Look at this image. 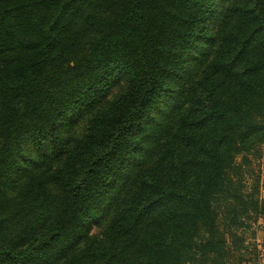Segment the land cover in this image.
Returning <instances> with one entry per match:
<instances>
[{
	"label": "trees",
	"instance_id": "trees-1",
	"mask_svg": "<svg viewBox=\"0 0 264 264\" xmlns=\"http://www.w3.org/2000/svg\"><path fill=\"white\" fill-rule=\"evenodd\" d=\"M263 147L264 0H0V264H243Z\"/></svg>",
	"mask_w": 264,
	"mask_h": 264
},
{
	"label": "rangeland",
	"instance_id": "rangeland-1",
	"mask_svg": "<svg viewBox=\"0 0 264 264\" xmlns=\"http://www.w3.org/2000/svg\"><path fill=\"white\" fill-rule=\"evenodd\" d=\"M86 116H84L81 121L78 123L76 128L73 130L72 135H80L84 125L86 123ZM28 150L27 148H25ZM30 151V150H29ZM252 168L257 174L261 175V183L263 186L262 189V198L264 199V147H263V158L257 163L253 162ZM251 180V178H250ZM110 217L104 218L99 224L93 225L90 235H96L105 229L109 222ZM250 227L244 232L246 246H248L247 252H242V255H237L239 259H243V264H264V218H260L258 221H255V218L250 220Z\"/></svg>",
	"mask_w": 264,
	"mask_h": 264
}]
</instances>
